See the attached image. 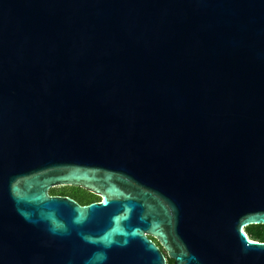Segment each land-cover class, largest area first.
Wrapping results in <instances>:
<instances>
[{"label":"water","instance_id":"water-1","mask_svg":"<svg viewBox=\"0 0 264 264\" xmlns=\"http://www.w3.org/2000/svg\"><path fill=\"white\" fill-rule=\"evenodd\" d=\"M248 226L264 0H0V264H264Z\"/></svg>","mask_w":264,"mask_h":264},{"label":"trees","instance_id":"trees-1","mask_svg":"<svg viewBox=\"0 0 264 264\" xmlns=\"http://www.w3.org/2000/svg\"><path fill=\"white\" fill-rule=\"evenodd\" d=\"M48 193L52 196H63L71 198L79 205H87L89 203L99 201L97 197L91 195L90 193L73 187L61 190L51 189ZM244 232L249 240L264 242V226H248L244 229ZM166 264H172V262L170 260H166Z\"/></svg>","mask_w":264,"mask_h":264},{"label":"rangeland","instance_id":"rangeland-1","mask_svg":"<svg viewBox=\"0 0 264 264\" xmlns=\"http://www.w3.org/2000/svg\"><path fill=\"white\" fill-rule=\"evenodd\" d=\"M69 187H57V188H54L53 190H61V189H68Z\"/></svg>","mask_w":264,"mask_h":264},{"label":"flooded vegetation","instance_id":"flooded-vegetation-1","mask_svg":"<svg viewBox=\"0 0 264 264\" xmlns=\"http://www.w3.org/2000/svg\"><path fill=\"white\" fill-rule=\"evenodd\" d=\"M60 197H63V196H60ZM153 241V240H152ZM153 243L155 244V245H157L156 243H155V241H153Z\"/></svg>","mask_w":264,"mask_h":264}]
</instances>
